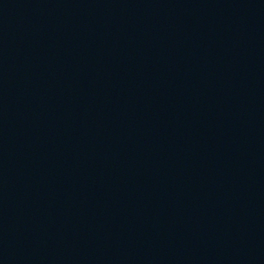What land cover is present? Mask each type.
Listing matches in <instances>:
<instances>
[{"label":"water","instance_id":"1","mask_svg":"<svg viewBox=\"0 0 264 264\" xmlns=\"http://www.w3.org/2000/svg\"><path fill=\"white\" fill-rule=\"evenodd\" d=\"M0 264H264V0H0Z\"/></svg>","mask_w":264,"mask_h":264}]
</instances>
